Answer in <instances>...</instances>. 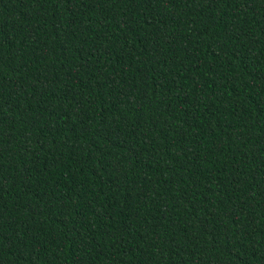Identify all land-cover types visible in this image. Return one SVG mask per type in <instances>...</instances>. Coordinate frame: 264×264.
Listing matches in <instances>:
<instances>
[{
    "label": "trees",
    "instance_id": "1",
    "mask_svg": "<svg viewBox=\"0 0 264 264\" xmlns=\"http://www.w3.org/2000/svg\"><path fill=\"white\" fill-rule=\"evenodd\" d=\"M0 264H264V0H0Z\"/></svg>",
    "mask_w": 264,
    "mask_h": 264
}]
</instances>
